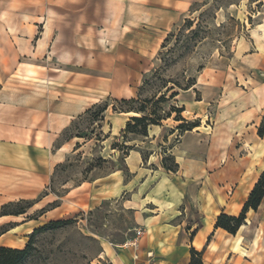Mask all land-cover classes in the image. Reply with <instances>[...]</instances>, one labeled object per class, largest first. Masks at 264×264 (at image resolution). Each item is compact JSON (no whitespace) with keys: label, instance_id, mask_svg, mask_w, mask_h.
Here are the masks:
<instances>
[{"label":"rangeland","instance_id":"rangeland-1","mask_svg":"<svg viewBox=\"0 0 264 264\" xmlns=\"http://www.w3.org/2000/svg\"><path fill=\"white\" fill-rule=\"evenodd\" d=\"M262 10L260 0H203L173 27H132L128 24L137 23L133 17L139 12L132 7L129 12L119 10L101 0H0L3 85L22 101L44 103L47 117L55 112L61 114L63 124L70 119L55 147L71 142L72 148L55 167L51 192L64 196L69 185L98 181L117 170L129 183L136 176L128 167L131 151L147 156L146 160L142 156V168L155 170L166 157L164 151L172 152L173 144L166 142L169 134L170 142L179 145L187 132L176 129L175 114L150 126L147 137L130 134L125 139L122 130L131 115L112 109L115 99L137 97L146 74L156 69L163 79L183 84L203 73L201 82L206 84L208 72L209 81L215 73L224 76L219 101L211 102L199 118H186L199 120L201 126L188 135L200 138L194 133L200 132L205 143L210 138L222 143L241 111L245 110V117L249 108L254 111L251 97L264 84L263 68L244 71V60L227 64L235 42L258 23ZM170 33L169 43L162 47ZM201 65L210 70L198 71ZM155 89L146 87L141 94L146 97ZM175 99L181 106V100ZM95 103L110 104L104 120L95 121L94 113H87ZM163 107L168 109L167 104ZM156 132L158 140L152 137ZM141 179L117 199L53 219L71 222L37 233L32 254L23 264H113L115 260L132 264L130 253L120 245L143 227L139 211L134 210L143 203L124 205L123 201L141 196L137 189Z\"/></svg>","mask_w":264,"mask_h":264},{"label":"crops","instance_id":"crops-1","mask_svg":"<svg viewBox=\"0 0 264 264\" xmlns=\"http://www.w3.org/2000/svg\"><path fill=\"white\" fill-rule=\"evenodd\" d=\"M101 1L119 10L129 12L132 7L139 12L133 17L137 23L128 26L170 28L203 0ZM260 1L261 18L235 42L229 66L235 60H244L241 63L244 71L253 67L264 69V0ZM204 74L193 88L177 96L185 107V118H199L211 102L219 101L217 95L222 92L224 76L215 73L214 80L209 81L208 72L204 84L201 82ZM259 88L250 100L254 111L249 108L245 117L242 110L222 143L215 144L211 138L205 143L200 132H194L200 138L188 135L193 134L191 130L183 134L179 146L170 142L169 134L166 142L173 144L171 151L179 164L176 172L165 170L160 163L155 170L142 168V155L133 150L128 167L136 176L131 182L127 183L117 170L98 181L69 185L64 196H58L50 190L52 177L72 144L64 142L55 147V142L70 119L63 124L61 114L55 112H49L47 117L44 103L22 101L0 79V246L23 248L39 226L63 214L93 209L117 199L134 189L140 177L137 189L141 196L135 194L123 203H143L134 210L139 211L138 222L146 229L142 245L145 251L153 252V264H189L192 248L204 251V264H264V197L256 211H248L246 223L236 235L215 227L220 213L238 215L242 211L264 171V133L259 134L264 123V84ZM154 136L158 140L157 132ZM21 200L32 202L26 213H2L4 205ZM113 264L125 263L115 260Z\"/></svg>","mask_w":264,"mask_h":264},{"label":"trees","instance_id":"trees-1","mask_svg":"<svg viewBox=\"0 0 264 264\" xmlns=\"http://www.w3.org/2000/svg\"><path fill=\"white\" fill-rule=\"evenodd\" d=\"M171 35L172 33L168 35L162 47L167 46ZM162 60H165L164 56L162 57ZM204 68L205 66L201 65L198 71H201ZM150 76H155V79L149 80ZM196 83L197 77L195 75L188 77L186 82L183 84L178 81L163 79L159 69L152 71L151 74H146L143 87H141L137 97H131L128 99H115L112 103V109L114 112L126 114L129 112L136 113V115L134 114L130 116L124 129L122 130L123 137L126 139L130 134L147 137L150 126L161 125L163 120L171 118L173 114H175L174 120L179 122L176 128L179 130V132L185 133L186 131H191L194 128L199 127V120L189 121L182 115L185 107L178 106L177 100L175 99L179 94V91L176 90V88L189 90L193 88ZM154 86H156V89L153 93L147 95L146 97L142 96V90H144L146 87ZM163 104H167L168 109H164ZM109 106V103H95L90 109L87 110V113H94L93 120L95 121L98 119L104 120L105 112ZM95 109H98L96 113L94 112ZM174 131L175 130H172L171 133H174ZM263 133L264 123L259 128V134L262 135ZM78 137L84 136L78 135ZM125 146H127L129 150L135 149L134 145ZM164 153L166 154V157L162 158V167L167 171L176 172L179 168V164L177 163L175 156L172 154V152L167 153V150H165ZM142 156L143 160L147 159L146 155L143 154ZM263 197L264 171L261 173L252 191L250 192L248 199L242 208V211L238 215H229L224 212L220 213L216 219L215 227L223 228L229 233L236 235L241 226L246 223L248 211L251 209L256 211L261 204ZM31 206L32 202L27 200L11 202L2 207V213L20 215L26 213ZM69 222H71L70 219L51 220L48 223L39 226L31 233L29 236V241L23 248L0 246V264H23L32 254L34 249V237L37 233L62 226ZM194 233L195 231L192 232V235H194ZM189 264H204V251H198L195 248H192Z\"/></svg>","mask_w":264,"mask_h":264},{"label":"built area","instance_id":"built-area-1","mask_svg":"<svg viewBox=\"0 0 264 264\" xmlns=\"http://www.w3.org/2000/svg\"><path fill=\"white\" fill-rule=\"evenodd\" d=\"M145 235V229L139 227L135 229L133 236L127 238L120 247L131 252L132 264H153L154 254L152 251H145L142 245V239Z\"/></svg>","mask_w":264,"mask_h":264},{"label":"bare ground","instance_id":"bare-ground-1","mask_svg":"<svg viewBox=\"0 0 264 264\" xmlns=\"http://www.w3.org/2000/svg\"><path fill=\"white\" fill-rule=\"evenodd\" d=\"M127 114H129V115H136V113H134V112H129V113H127ZM199 127H201V126H199ZM198 127H196L195 129H197ZM205 129H207V128H205ZM143 202H145V200L143 201ZM145 207V206H144ZM146 208V207H145Z\"/></svg>","mask_w":264,"mask_h":264}]
</instances>
